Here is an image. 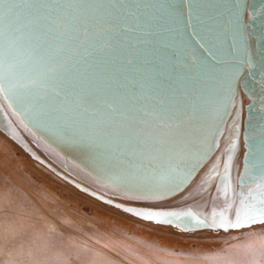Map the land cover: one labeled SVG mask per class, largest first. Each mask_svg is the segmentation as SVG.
Returning a JSON list of instances; mask_svg holds the SVG:
<instances>
[{
  "label": "water",
  "instance_id": "95a60500",
  "mask_svg": "<svg viewBox=\"0 0 264 264\" xmlns=\"http://www.w3.org/2000/svg\"><path fill=\"white\" fill-rule=\"evenodd\" d=\"M0 131L140 220L263 225L264 0H0Z\"/></svg>",
  "mask_w": 264,
  "mask_h": 264
},
{
  "label": "rangeland",
  "instance_id": "374dc122",
  "mask_svg": "<svg viewBox=\"0 0 264 264\" xmlns=\"http://www.w3.org/2000/svg\"><path fill=\"white\" fill-rule=\"evenodd\" d=\"M33 161L0 131V162L16 178L2 183L15 186L11 193H0V227L12 236L7 240L26 238L9 243L17 253L0 254V264H38L36 256L43 252L52 264H80L62 252L95 248L106 252L107 264H263L264 225L193 234L139 223L75 187L61 185ZM24 203L34 210H24Z\"/></svg>",
  "mask_w": 264,
  "mask_h": 264
},
{
  "label": "bare ground",
  "instance_id": "6f19581e",
  "mask_svg": "<svg viewBox=\"0 0 264 264\" xmlns=\"http://www.w3.org/2000/svg\"><path fill=\"white\" fill-rule=\"evenodd\" d=\"M24 153H26V152L24 151ZM33 165L38 170L43 171L44 173L49 174L52 178H54L61 185H64L66 187L73 188V186H71L69 183H67L66 181L62 180L58 176H56L54 173H52L51 171H49L46 167L42 166L38 162L33 161ZM13 179H16V178H14V175H12L10 173V171L5 166H3V164L0 162V193H4V192L11 193V191L13 190V188H14L15 185L13 186V183H12V185H3L2 183L5 182V181H7V180L8 181H11ZM48 202H49L50 206H56V205H53L54 202H52V201L51 202L48 201ZM60 209L62 211H67V209H63V208H60ZM24 210H34V207H31V205H28V204L24 203ZM125 215H127V214H125ZM139 221H142V220L139 219L138 222ZM144 223H147V222H144ZM253 227H257V226H253ZM208 232H210V231L207 230V231L195 232L193 234H203V233H208ZM230 233H233V232H230ZM68 236H71V235L68 234ZM79 236L80 235H77V237H79ZM6 237H9L10 238L12 236L8 232H6V230H4V229H2L0 227V254L1 255H4V256H7V255L12 256L15 253H17L16 251H14V248L9 245V243H11V244L12 243H18L19 244V243L24 242L25 239H26L25 236H23L21 239H20V237L17 238L18 241H14L13 239L7 240ZM13 238H15V237H13ZM105 254H106V252H105ZM105 254L102 253V252H99L97 248H95V249H89V250H85V251L82 249V250H77V251H69V250H66V251H63L62 252V256L63 257H66V259L68 257L75 258V259H77L80 262V264H107V260H106ZM40 256H42V257L41 258H38V256H36L37 257L36 263H38V264H52V262H50V263L49 262H46V261H51L50 260L51 257H49L48 253H46V252L40 253ZM51 256H53V255H51ZM93 256H95L96 258L93 257ZM91 258L97 259L96 260L97 262L96 261L91 262L90 261ZM6 260H9V259H6ZM263 264H264V260H263Z\"/></svg>",
  "mask_w": 264,
  "mask_h": 264
},
{
  "label": "snow or ice",
  "instance_id": "6c2138e0",
  "mask_svg": "<svg viewBox=\"0 0 264 264\" xmlns=\"http://www.w3.org/2000/svg\"><path fill=\"white\" fill-rule=\"evenodd\" d=\"M136 215H140V214L136 213ZM257 216L264 217V208L257 210L255 213L251 215L248 212H245L243 217H240L238 215L237 223L232 225V227H240V226L250 227L252 224H255L257 222L264 224V218L257 220Z\"/></svg>",
  "mask_w": 264,
  "mask_h": 264
}]
</instances>
